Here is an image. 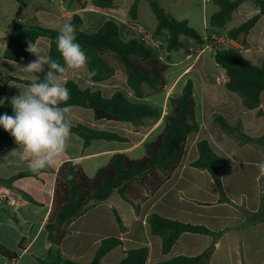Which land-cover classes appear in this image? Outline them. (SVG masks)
Returning a JSON list of instances; mask_svg holds the SVG:
<instances>
[{
  "label": "crops",
  "instance_id": "crops-1",
  "mask_svg": "<svg viewBox=\"0 0 264 264\" xmlns=\"http://www.w3.org/2000/svg\"><path fill=\"white\" fill-rule=\"evenodd\" d=\"M118 1L115 2L113 9L103 10L97 8L93 0H27L20 5L11 0L13 4L11 3L0 21V76L30 81L33 75L44 76L47 72L45 69L41 73H29L22 69L29 62L36 60L34 54H30L27 62L23 64L4 57L12 32L11 24L22 4H25V10L19 20L21 25H39L60 31L65 23H70L76 32L77 27L73 20L74 16L78 15L82 20L80 30L96 33L111 19L118 25L120 35L126 41L137 38L138 33L135 30L137 23L156 28L157 22L153 25L144 22L140 15V6L137 19L133 20L129 15L130 8L121 7ZM250 2L242 3L237 11ZM254 11L256 15L259 12L258 7ZM232 20L224 29L209 28L203 36H211L212 41L205 45L185 40L186 44L191 45V50L196 48V54H186L180 72L169 83L170 87H173L179 78L184 77H188L187 80L191 79L194 83L196 120L200 127L198 132L189 135L181 165L153 193L144 189L139 182L131 185L130 197L138 206V211L132 203L118 192H114L108 201L73 221L61 243L65 258L90 264L105 238L113 237L119 238L122 243L106 254L101 264H119L127 251L139 247H146L149 250L147 264H157L179 256L195 257L204 253L214 243L210 235L185 233L178 239L170 253L164 254L162 240L152 235L148 225V217L156 213L173 220L180 221L181 218V222L194 225H203L205 221L217 224L218 221L230 219L232 222L227 226L209 228L223 233L215 242L210 264H264V195L261 193L264 174H261L258 168V164L264 162V146L253 142L242 143L235 135L226 133L214 116L221 111L219 115L232 125L240 123L248 136L260 138L264 135L262 115L264 91L261 95L260 108L248 110L242 98L227 89L229 78L226 70L216 63L214 57L215 48L237 49L254 64L259 65L264 60V16L250 31L245 41L246 45L230 37H227L226 44L218 43L215 37H225L229 30L235 28L230 25ZM41 38L36 41L44 49L41 55L50 56L51 41L46 37ZM209 59L214 64L212 70L205 68L204 62ZM198 64H202V68L195 74ZM170 65L177 63L173 62ZM64 79L66 84L74 82L82 90H100L106 98L112 97L124 88L127 90L124 94L136 100L127 84V75L121 70L116 69L115 76L105 82H94L87 71L74 76L69 70ZM6 85L11 100L23 92L28 84L11 80ZM198 92L202 99L200 112L197 111ZM67 108V117L71 125L83 124L95 130L117 133L126 140L122 142L97 140L85 147L84 140L72 133L66 152L51 167L41 170L36 176L18 177L11 185H1L0 244L18 253V260L11 263L0 255V264H39V259L48 256L50 243L45 225L52 211L58 172L64 163L78 162L88 176L94 177L117 153H124L132 160L143 158L146 154V143L158 139L166 126L165 117L159 120H146L143 126L136 127L125 122L97 120L92 109L79 106ZM12 140L15 143L13 137ZM201 140H207L215 152L227 161L228 166L221 170L222 185L226 174L230 173L236 177L239 184L236 196L228 194L224 186L223 194H220L211 173L207 169L201 170L191 165L199 157L197 144ZM15 145L16 147L6 148L0 153V179H11L21 173L32 172L22 155V148L16 143ZM13 150H17L18 154H10ZM247 184L252 186H246ZM207 185L213 187L208 189ZM23 192L32 196L35 203L23 200L21 194ZM227 207H231V213L227 211ZM114 210L121 217L124 230H121Z\"/></svg>",
  "mask_w": 264,
  "mask_h": 264
},
{
  "label": "trees",
  "instance_id": "trees-1",
  "mask_svg": "<svg viewBox=\"0 0 264 264\" xmlns=\"http://www.w3.org/2000/svg\"><path fill=\"white\" fill-rule=\"evenodd\" d=\"M81 1V0H78ZM117 0H93V4L103 10L113 9ZM157 25L155 37H165L167 60L171 61L174 52L187 48L183 38H190L199 44H207L211 39L204 37L192 28L188 21L178 20L162 5L163 0H147ZM254 2L259 12L238 27L227 32L228 37L246 45V38L250 31L264 16V0H213L218 10L209 19L211 28L224 29L232 20L233 14L239 6L246 2ZM140 0H135L129 10L131 19H137ZM25 10L22 4L11 24L8 47L4 53L5 59L15 63H26L30 54L26 51L27 42H36L41 37L51 41L50 57L62 65L64 61L57 50L56 37L59 31L39 25H21L20 18ZM73 23L77 27L76 41L85 50L89 58V71L95 70L90 76L94 82H105L115 76L116 69L110 64L109 57H113L125 68L127 84L133 91L136 100L130 99L123 92H116L106 98L103 93L91 90H82L74 82H68L66 87L70 91V98L60 107L79 106L92 109L97 120L111 122H125L140 127L146 120H159L162 117V108L145 99L146 90L162 92L166 87V72L168 66L160 58L156 48L137 38L128 41L122 39L118 25L111 19L96 33H86L80 30L82 20L74 16ZM216 63L226 70L229 81L226 87L229 91L238 94L248 110H257L261 106V95L264 91V60L254 64L240 50L230 48H215ZM46 71L48 65L44 66ZM43 80L44 76H39ZM29 84V80L14 77L0 76V99L7 98L0 105V115L7 113L14 115L10 98L6 91V84L11 81ZM182 93L178 97L170 98L172 111L165 117L166 126L158 139L145 145L146 154L141 159H131L124 153H117L111 162L98 170L94 177L88 176L78 162L64 163L58 172L54 189L52 211L45 228L49 237V254L45 259H39V264H82L64 257L61 243L68 234L69 225L85 215L94 207L109 200L114 192H118L125 200L132 203L138 211V206L130 197V188L134 182L149 192H155L178 169L183 161L184 150L189 135L199 131L196 120V104L194 99V83L187 80ZM262 115L264 113L262 112ZM216 122L229 134L235 135L242 143H257L264 146V135L260 138L248 136L240 123L232 125L223 116L214 115ZM71 133L79 135L84 140V146H90L94 141H125L117 133L95 130L83 124L71 125ZM9 147H16L9 132L0 126V153ZM199 157L191 165L195 168L211 173L214 181L223 194L221 170L228 166L227 161L212 148L207 140L197 144ZM38 173L27 172L11 179H0V186L11 185L18 177L36 176ZM261 193L264 195V181L261 182ZM22 199L35 203L29 194L23 192ZM121 230L124 225L119 214L114 210ZM148 225L152 235L162 240V251L170 253L179 238L185 233L210 235L214 243L202 254L195 257L179 256L157 264H210L215 249V242L222 236V232H215L204 225L184 223L160 216L156 213L148 217ZM119 238H108L102 242L94 260L90 264H101L106 254L120 246ZM22 248V247H21ZM0 255L9 262L18 260V253L13 252L0 244ZM149 250L146 247L134 248L126 252L119 264H147Z\"/></svg>",
  "mask_w": 264,
  "mask_h": 264
},
{
  "label": "clouds",
  "instance_id": "clouds-1",
  "mask_svg": "<svg viewBox=\"0 0 264 264\" xmlns=\"http://www.w3.org/2000/svg\"><path fill=\"white\" fill-rule=\"evenodd\" d=\"M42 39V38H41ZM57 50L64 61L62 65L50 56L41 55L44 51L38 43L29 40L26 51L34 54L36 60L22 69L29 73L47 72L40 77L33 75L23 92L10 101L14 115H0V126L14 138L22 148V155L28 162L29 170L39 173L51 167L61 158L68 147L71 133V121L67 117L68 108L60 107L70 98L66 87L65 74L71 70L74 76L87 71L94 76L95 70H88L89 58L85 50L76 41L75 28L65 23L56 37ZM7 98L0 99V105ZM10 154L17 155V150ZM6 158V157H5ZM264 174V162L258 164Z\"/></svg>",
  "mask_w": 264,
  "mask_h": 264
},
{
  "label": "rangeland",
  "instance_id": "rangeland-1",
  "mask_svg": "<svg viewBox=\"0 0 264 264\" xmlns=\"http://www.w3.org/2000/svg\"><path fill=\"white\" fill-rule=\"evenodd\" d=\"M15 2L19 3V5L27 0H14ZM135 0H119L118 4L121 7H131L132 4L134 3ZM11 3L13 4V2H11V0H0V21L1 19L5 16V12L9 10ZM252 3V4H251ZM161 5L169 12L171 13L176 19L178 20H186L189 21V25L196 29L200 34L205 35L207 30L210 27L209 25V19L210 16L212 15L213 12H215L218 8L217 6L214 4L213 0H163L161 2ZM140 12H141V16L142 19L144 20V22L153 25L156 23V19L154 18V16L152 15V10L150 8V5L148 3L147 0H140ZM257 7V5L254 2H250L247 5L242 6V8H240V10H238L233 17L232 23L230 24L231 27L233 26H239L240 24H243L244 22H246L251 16H253L255 14V8ZM137 25H141L142 27H144V29L147 31L146 34H138L137 35V40L140 41H145L148 44H152L154 42L159 43L160 47H157V51L159 52L160 58L162 59L163 62L166 63V65L168 66V70L166 72V76L168 81H166V87L164 89H162V92H153L150 89L146 90L147 93V98L146 100L148 101V99L150 100L149 102L157 105L158 107L162 108V117H166L167 114H170L172 111V106L170 103V98L172 97H178L181 95L182 90H184V82H186V80L188 79V77H184V78H179V80L177 81L178 83H175L173 87H170V81L173 77H175L181 70L182 68V62L183 60H185L186 58V54H196V48L194 49H190V44H187V48L184 50H181L179 52H174L172 55V59L171 61L167 60V55H166V42H165V37L161 36L156 38L155 37V29H153L151 26L146 25L144 23H137ZM148 35H151L152 38L148 37ZM211 39V36H209ZM126 39H128V37L125 36ZM184 40H188V41H193L190 38H183ZM212 41V39H211ZM196 41H193V44H196ZM198 44V43H197ZM109 60L112 62V64L116 67L117 70H121L123 71L125 74V68L123 67L122 64H120V62H118L115 58L113 57H109ZM210 60V59H209ZM209 60H207L206 62H204L205 68L212 70L214 64H212L211 60L209 62ZM173 62L177 63V65H170ZM190 62V60L188 61ZM202 62V64H203ZM202 64H198V66L196 67L195 70V74L199 73L201 68H202ZM168 84V86H167ZM120 92L123 93H127V90H125L124 88H121L119 90ZM226 93V92H225ZM196 101L198 102L197 105V111L200 112L201 109V105H202V99L200 97L199 92L197 93V98ZM221 111H219L220 114ZM161 117V118H162ZM237 169V168H236ZM235 172H237V170H235ZM234 172V173H235ZM236 177L232 176L230 173L226 176H224V182H223V186H224V190L227 191L228 194L231 193L232 196H236V194H238V186L239 184L236 181ZM246 186L251 187L252 185L247 184ZM213 186L211 185H207L208 189H211ZM243 206V205H242ZM245 208V207H244ZM227 211H229V213H231V207H227L226 208ZM242 210V209H241ZM180 220H182L180 218ZM232 222V220L228 219V220H223V221H218L217 224L216 222L212 221H205L203 223V225H205L208 228H215L217 226H227L228 224H230Z\"/></svg>",
  "mask_w": 264,
  "mask_h": 264
},
{
  "label": "built area",
  "instance_id": "built-area-1",
  "mask_svg": "<svg viewBox=\"0 0 264 264\" xmlns=\"http://www.w3.org/2000/svg\"><path fill=\"white\" fill-rule=\"evenodd\" d=\"M135 30L138 34H141V35L142 34L144 35L147 33V31L141 25H136ZM148 37L152 38L151 35H148ZM227 37H228V35H226L225 37H221V38L215 37V40H217V42L220 44H226L227 43V41H226ZM150 45L153 46L154 48L160 47L159 43H157V42H154L153 45L152 44H150Z\"/></svg>",
  "mask_w": 264,
  "mask_h": 264
},
{
  "label": "water",
  "instance_id": "water-1",
  "mask_svg": "<svg viewBox=\"0 0 264 264\" xmlns=\"http://www.w3.org/2000/svg\"><path fill=\"white\" fill-rule=\"evenodd\" d=\"M214 56H215V54H214Z\"/></svg>",
  "mask_w": 264,
  "mask_h": 264
}]
</instances>
